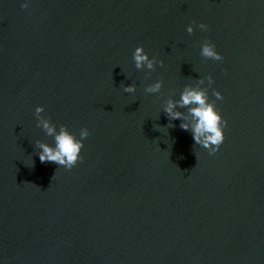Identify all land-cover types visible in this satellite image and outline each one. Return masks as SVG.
<instances>
[{
  "label": "water",
  "instance_id": "95a60500",
  "mask_svg": "<svg viewBox=\"0 0 264 264\" xmlns=\"http://www.w3.org/2000/svg\"><path fill=\"white\" fill-rule=\"evenodd\" d=\"M187 85L227 121L215 153L164 111ZM41 104L89 129L71 169L38 159ZM0 264H264V0H0Z\"/></svg>",
  "mask_w": 264,
  "mask_h": 264
},
{
  "label": "clouds",
  "instance_id": "9594fccd",
  "mask_svg": "<svg viewBox=\"0 0 264 264\" xmlns=\"http://www.w3.org/2000/svg\"><path fill=\"white\" fill-rule=\"evenodd\" d=\"M31 0H21V7L28 8ZM198 27L201 30L207 28V24L201 22ZM186 31L192 32L193 25L189 24ZM200 55L214 60L222 59V54L216 49L213 42L205 40L200 46ZM132 60L136 68L152 69L155 59L150 57L145 51L144 46L137 45L132 52ZM208 84L213 83V77H207ZM162 86L161 80H156L146 88L148 92H158ZM126 92H134L135 86L128 84L124 87ZM213 95L216 99H221L223 94L218 89H213ZM177 106H188L189 120L182 119L183 114L176 110ZM44 111V105H37L35 114L38 125L52 137V143L37 142L40 149L38 159L40 163L51 162L58 166L71 169L78 160H80L84 139L89 135L88 127H81L79 134L73 132L66 125L57 128L56 124L48 117L41 116ZM164 111L172 119L181 118L180 127L183 130L191 129L192 138L195 144L209 150V153H215L225 138L224 128L227 121L222 116L220 110L216 107L215 100H210L205 88L187 85L181 91L179 99H169L164 105ZM31 164V163H30Z\"/></svg>",
  "mask_w": 264,
  "mask_h": 264
}]
</instances>
